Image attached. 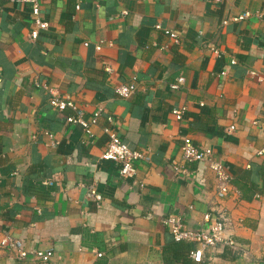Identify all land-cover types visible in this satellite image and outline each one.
<instances>
[{
  "label": "crops",
  "instance_id": "0c3cea01",
  "mask_svg": "<svg viewBox=\"0 0 264 264\" xmlns=\"http://www.w3.org/2000/svg\"><path fill=\"white\" fill-rule=\"evenodd\" d=\"M41 4L48 27L32 40L31 7L1 0L0 264H31L1 245L12 240L52 250L50 264H195L198 245L176 242L162 220L201 230L219 210L238 247H212L202 264H263L264 0ZM129 83L135 93L118 96ZM48 88L83 110L91 137L67 122L75 110L50 105ZM105 127L150 157L134 177L101 159ZM185 136L227 166L224 199L205 163L183 160Z\"/></svg>",
  "mask_w": 264,
  "mask_h": 264
},
{
  "label": "built area",
  "instance_id": "2783aa9c",
  "mask_svg": "<svg viewBox=\"0 0 264 264\" xmlns=\"http://www.w3.org/2000/svg\"><path fill=\"white\" fill-rule=\"evenodd\" d=\"M20 4L29 5L33 16V21L36 28L31 32V39L35 40L41 30H45L48 27V23L41 19L42 0H11ZM86 0H76V9L81 8V4ZM98 2L100 0H93ZM1 11V0H0ZM250 16V13H245L233 20H240ZM159 28V27H158ZM176 42H178L177 35L167 32ZM97 50L101 49L100 45L96 46ZM218 53L217 51H214ZM111 71V67L106 68ZM250 75L255 76L254 72H249ZM183 80V79H181ZM1 83V79H0ZM37 85L38 82H36ZM180 84H172V89H177ZM47 88V87H45ZM51 94L50 105L63 111L67 108H71L76 111L75 116L67 118V122L72 125L81 126L84 131L91 137L90 122L84 118V112L82 109L71 100L70 97L61 96L56 89L48 88ZM136 91V85L134 83L121 84L117 86L115 92L122 98H129ZM186 107L176 108L172 110L173 115L177 120H181L186 112ZM100 112L97 111L93 115L92 122H96L100 116ZM109 122H113L111 117L108 118ZM235 126H231L228 131L234 130ZM105 134L109 140L105 152L102 154V160H109L119 165V174L122 178H132L136 174V163L139 161H150V157L145 151H136L129 148L122 139L116 134L114 130L109 127L104 128ZM182 158L186 162H198L205 163L209 170L213 172L216 179V194L219 199H224L230 191L231 175L227 166L216 156L215 150L211 147H201L194 144L191 138L185 136L183 138V144L181 146ZM179 167V166H176ZM178 170H181L177 168ZM90 195L95 199L100 200L101 196L93 190ZM206 222L211 221V225L208 228L201 230H191L184 226L182 219L177 215H170L163 218V224L168 228L176 242H190L196 243L198 247L191 253V259L195 264H202L204 262L205 252L212 247L226 245L232 248H237L235 241L224 236V232L227 230L230 220L227 214L219 210L216 217H212L210 213L204 216ZM1 245L8 247L16 252L20 258L28 257L31 255V264H50L53 257L52 250H36L34 252H27L22 243L18 240L2 242ZM100 256V254H99ZM264 264V263H263Z\"/></svg>",
  "mask_w": 264,
  "mask_h": 264
}]
</instances>
